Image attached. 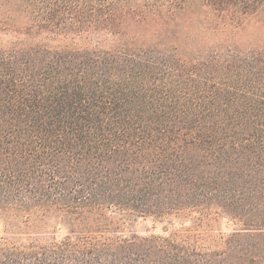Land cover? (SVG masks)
Listing matches in <instances>:
<instances>
[{"label": "trees", "instance_id": "trees-1", "mask_svg": "<svg viewBox=\"0 0 264 264\" xmlns=\"http://www.w3.org/2000/svg\"><path fill=\"white\" fill-rule=\"evenodd\" d=\"M254 3L203 0L193 34L189 0H45L12 26L0 264H264V45L226 39ZM171 216L231 232H134Z\"/></svg>", "mask_w": 264, "mask_h": 264}, {"label": "rangeland", "instance_id": "rangeland-1", "mask_svg": "<svg viewBox=\"0 0 264 264\" xmlns=\"http://www.w3.org/2000/svg\"><path fill=\"white\" fill-rule=\"evenodd\" d=\"M42 1L45 0H0V18L6 22L5 17H9V22L7 23L11 24L10 26H5L4 22L0 23V48H8L13 43L26 39L25 36L17 34L15 32L16 28L12 26L20 22L32 23L34 18L42 13ZM250 1L252 3L254 0ZM255 1L256 3H254L249 9L250 14H255H253L254 16L252 15L248 24L243 27L244 30L240 31L238 34L226 36V39H233L237 45L238 43L244 45H264V0ZM202 5L203 0H189L187 12L181 16L180 23L184 28H188L187 30H189L191 34L195 33L199 27L205 31L210 25L215 26L217 24V21L213 23L212 20H208L207 22L204 21ZM233 36L235 38H232ZM46 37V34H42L36 39L35 37L30 38L29 41H31V39L37 41L41 38L45 40ZM193 225L192 222L185 221L184 218H176L173 216L162 219L148 217L139 218L134 224L133 229L139 236H174L186 232L193 234L208 233L218 235L220 233L227 234L231 232V227L226 219L219 221L218 224H215L212 230L207 231L194 228ZM2 227V222L0 221V235H3Z\"/></svg>", "mask_w": 264, "mask_h": 264}]
</instances>
